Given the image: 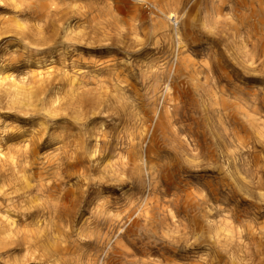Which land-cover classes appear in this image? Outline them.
<instances>
[{"label": "rangeland", "instance_id": "obj_1", "mask_svg": "<svg viewBox=\"0 0 264 264\" xmlns=\"http://www.w3.org/2000/svg\"><path fill=\"white\" fill-rule=\"evenodd\" d=\"M123 1L113 0V3L115 5ZM243 1L185 0L186 14L205 16L206 8L209 7L211 12L218 10L223 22L216 27V31L223 36L209 35L197 28L189 32L180 26L184 39H193L189 48L180 49L175 43L173 34L176 26L172 22L158 34H153L152 21L147 15L134 26L136 36L130 31L133 27L126 24L114 29L112 39L103 44L79 43L77 47L70 48L64 57L58 53L54 59L43 58L27 49L20 36L4 29L15 17L24 20L28 9L37 17L40 6L47 0H17V5L0 3L2 86L10 88L9 85L13 84L26 87L33 80H49L59 73L71 75L80 67L85 68L82 70L86 73L84 78L92 80L103 73L100 69L103 66L115 65L117 71L124 72L122 86L128 89L132 85L136 87L132 98L135 108L162 104L169 86L170 103L174 106L172 112L178 120L181 137L178 141L167 139L162 144L168 151L163 158L167 162L181 163L183 168H176L177 171L183 177L198 181L212 199L240 207L249 215L248 220L231 217L223 207L213 206L206 194L199 197L185 187L175 186L173 191H167L161 186L160 176L158 187L149 196V188L139 181L130 184L128 180H119L111 173L99 176V170L103 171L104 165L110 166V163L98 160L97 163H88V166H93L89 176L92 180L89 186L92 204L82 208V211L92 231L84 238L88 244L78 245L84 258L76 264H147L132 257L123 259L108 255L105 251L109 249L110 239L113 237L111 242L114 243L121 233H127L121 246L125 244L138 251L155 247L156 231L165 235L169 250L178 264H264V141H256L254 146L244 149L245 163L241 169L244 173L235 174L234 162L210 129L206 126L199 128L189 116L185 117V110L194 107L189 112L191 115L199 108L196 101L210 86L228 105L242 104L251 109H263L264 66L257 70L246 69L235 59L227 45L232 42L247 50L258 51V63L264 60V11L260 10L257 3V13L252 15V0H246L247 6H242ZM161 3L168 8L167 0H161ZM79 24L85 29L91 25L87 19ZM182 57L190 60L189 67L183 66V74L182 71L175 73V67ZM95 61H98L97 64H94ZM220 66L227 68L226 74L219 71ZM258 111L264 118V110ZM199 116V113H195V117L200 120ZM41 118L44 117L39 116ZM155 125V120L151 118L147 128H154ZM60 126L65 127V124L34 122L32 125L23 116L2 110L0 151L7 155L10 144L22 146V140H35L38 156L34 157L33 166L53 181L54 169L60 164L56 158L62 152L59 149L63 143L51 136ZM104 128L112 135V144L116 145L119 128L107 118ZM195 140H199V149L194 153L192 150L196 149V145L189 147L187 144ZM253 152L257 153V168H254L256 163L250 156ZM94 158L98 159V156ZM0 168V216H4L9 211L10 199L22 193L24 187L23 180L14 175L9 162L1 163ZM255 169L257 174H249V170ZM94 181L100 182L94 184ZM80 189L85 188L80 185ZM228 219L235 224L236 229L232 238L227 239L230 240L231 250L225 256L224 249L217 241V228ZM222 238L225 239L224 236ZM70 239L72 241L75 238ZM156 247L154 251L157 253ZM0 264L6 263L0 259Z\"/></svg>", "mask_w": 264, "mask_h": 264}, {"label": "bare ground", "instance_id": "obj_2", "mask_svg": "<svg viewBox=\"0 0 264 264\" xmlns=\"http://www.w3.org/2000/svg\"><path fill=\"white\" fill-rule=\"evenodd\" d=\"M89 1L47 0L40 6L37 17L28 9L24 20L15 17L4 29L20 36L27 49L50 59L58 53L64 57L70 48L77 47L79 43L103 44L112 39L114 29L126 24L133 27L130 31L136 36L134 26L147 15L152 21L153 34L170 26V22L176 26L173 38L180 49L189 48L193 42L192 38L184 39L180 26L189 32L197 28L209 35L223 36L216 31V27L223 24L217 9V12H211L207 7L205 16L188 15L185 0H167L168 8L163 7L161 0H124L115 5L113 0ZM0 3L17 5V0H0ZM257 3L264 11L262 0H252V15L257 13ZM247 5L248 2L243 1L242 6ZM84 19L91 23L86 29L79 24ZM227 45L246 69L257 70L264 66V60L258 63V51L247 50L232 42ZM188 62V58H180L175 73L182 71L183 74V66L188 68ZM84 69L80 67L71 75L59 73L49 80H33L26 87L10 84V88H5L0 84V111L14 112L32 125L34 122L65 124L51 136L63 143L59 149L62 152L56 158L60 164L54 169L53 181L33 166V159L38 156L35 140L31 139L32 143L22 140V146L10 144L7 155L0 151V165L9 162L14 175L23 180L24 187L22 193L10 199L6 215L0 216V259L6 264H76L83 260L78 245L88 244L84 238L92 231L82 211V208L92 204L89 189L92 180L89 176L93 166H88V163H97L98 160L110 163V166L104 165L99 173L96 168L93 170L99 176L111 173L119 180H128L130 184L139 181L149 188V196L158 187L159 176L161 186L167 191H173V187L178 186L191 190L199 197L206 194L198 181L183 177L177 171L176 168H183L181 163L167 162L163 158L168 151L162 144L167 139L178 141L181 137L178 120L172 112L174 106L170 103V87L162 104L135 108L132 98L136 87L132 85L128 89L122 86L124 72L117 71L115 65L103 66L100 68L103 73L92 80L84 78ZM219 71L226 74L227 68L220 66ZM205 92L196 101L199 108L191 115L189 112L194 107L185 110V117L189 116L199 128L208 127L234 162V173L243 175L244 149L254 146L256 141H264V118L258 111L264 110V107L251 109L242 104L228 105L212 86ZM195 113L200 114V120ZM39 116L44 118L39 119ZM106 118L119 128L116 145L112 144V135L104 128ZM151 118L156 125L147 128ZM144 143L146 145L143 146ZM198 144L199 140H195L187 145H196V149L192 150L195 153L199 149ZM96 156L98 159L94 158ZM250 156L256 163L254 168H257V153H250ZM63 161L66 162L61 164ZM252 173L257 174L256 169L249 170V174ZM98 183L94 181V184ZM80 185L85 189H80ZM206 196L213 206L223 207L231 217L248 220V213L240 207L225 205ZM235 229V224L229 219L217 228V241L225 256L231 250L230 240L227 239L232 238ZM154 235L157 253L155 247L138 251L125 244L121 246L127 233L118 234L114 243L111 242L112 237L105 252L123 259L132 257L147 264H178L169 250L165 235L157 231ZM222 236L225 239H220ZM71 237L75 239L71 241Z\"/></svg>", "mask_w": 264, "mask_h": 264}]
</instances>
